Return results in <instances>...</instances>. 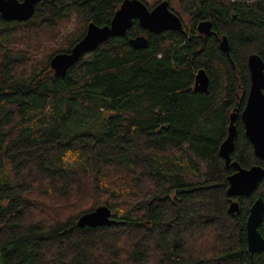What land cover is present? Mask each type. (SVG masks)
Instances as JSON below:
<instances>
[{"label":"trees","instance_id":"16d2710c","mask_svg":"<svg viewBox=\"0 0 264 264\" xmlns=\"http://www.w3.org/2000/svg\"><path fill=\"white\" fill-rule=\"evenodd\" d=\"M122 1L42 0L26 22L0 17V264H264L246 243L264 185L230 199L236 169L219 155L234 112L230 163L264 165L241 121L247 59L264 62V0H176L183 33L134 21L55 77L50 59L88 24L109 25ZM136 36L145 49L130 46ZM199 70L205 93L194 90ZM101 206L114 224L77 226Z\"/></svg>","mask_w":264,"mask_h":264},{"label":"water","instance_id":"95a60500","mask_svg":"<svg viewBox=\"0 0 264 264\" xmlns=\"http://www.w3.org/2000/svg\"><path fill=\"white\" fill-rule=\"evenodd\" d=\"M42 0H0V17L9 22H26L34 15L36 5ZM137 21L142 29L153 35L163 32L183 33L181 19L169 7L167 1H161L152 9L141 0H123L115 12L109 25L104 27L88 24L82 39L68 52L57 53L49 61V67L55 77H63L73 65L78 63L85 55L95 51L102 43L109 39L124 37L128 29ZM197 32L203 36L211 34L209 21H202L197 25ZM130 46L135 50L145 49L148 39L145 36H136L129 39ZM220 50L228 52V41L225 36L220 41ZM250 77V88L241 113V121L245 136L250 142L254 155L264 161V62L256 55L251 54L247 59ZM209 87V77L204 70H199L195 75L194 90L205 93ZM236 114L230 115L228 134L219 148V155L227 167L232 166L236 171L228 177L227 196L230 199L249 197L260 182H264V168L252 166L249 169L241 168L237 162L230 163V155L234 150V140L237 134L234 124ZM229 213L239 211V203L231 200ZM264 216V201L258 198L248 211L246 220V243L249 253L264 251V239L258 231ZM115 223L112 212L105 206L82 215L78 227H102Z\"/></svg>","mask_w":264,"mask_h":264},{"label":"rangeland","instance_id":"374dc122","mask_svg":"<svg viewBox=\"0 0 264 264\" xmlns=\"http://www.w3.org/2000/svg\"><path fill=\"white\" fill-rule=\"evenodd\" d=\"M143 2H145L147 4V6H149L150 8L148 9H152L158 2L160 1H164V0H142ZM166 1V0H165ZM169 1V7L170 9H172V11L178 15V17L181 19L182 21V24L183 26H187L188 25V17L186 15H183L180 10L178 9V6H177V2L176 0H168ZM70 27H74L76 28V30L78 29V26H79V23L77 25V22L76 21H73L72 24L68 25ZM75 34H77V32H75ZM47 54V53H45ZM44 199V198H43ZM45 200V199H44Z\"/></svg>","mask_w":264,"mask_h":264},{"label":"flooded vegetation","instance_id":"af4514ba","mask_svg":"<svg viewBox=\"0 0 264 264\" xmlns=\"http://www.w3.org/2000/svg\"><path fill=\"white\" fill-rule=\"evenodd\" d=\"M183 32H184V30H183ZM261 161V160H260ZM264 162V161H263ZM260 167H262V168H264V165L263 166H260ZM261 185H264V182L262 181V182H260L259 184H258V186H257V188L254 190V191H256ZM253 194V193H252ZM251 194V195H252ZM239 198V197H238ZM245 198V197H244ZM258 198H261L262 199V197H257L255 200H257ZM235 200V199H234ZM254 200V201H255ZM263 200V199H262ZM264 201V200H263ZM263 219H264V216H263ZM263 219H262V222H263ZM262 222H261V224H262ZM261 224H260V226L258 227V231H259V233H260V235L262 236V234H261V231H260V227H261ZM263 238V237H262ZM264 239V238H263ZM264 252V251H263ZM258 253H261V252H256V253H254V254H258ZM251 254V253H250Z\"/></svg>","mask_w":264,"mask_h":264}]
</instances>
